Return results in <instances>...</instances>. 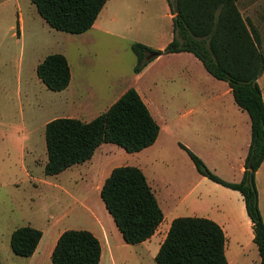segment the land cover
Here are the masks:
<instances>
[{
    "label": "rangeland",
    "instance_id": "1",
    "mask_svg": "<svg viewBox=\"0 0 264 264\" xmlns=\"http://www.w3.org/2000/svg\"><path fill=\"white\" fill-rule=\"evenodd\" d=\"M170 1L175 3V0ZM238 6L242 16L258 29L264 52V0H239ZM173 14L169 0H108L93 30L86 34H71L51 28L38 12L30 20L23 13L21 39L13 37L14 31L10 30L14 25L15 33L19 32V17L13 23L14 17L0 16L1 264H31L28 258L17 256L11 249V235L17 228L32 226L43 232L39 251L45 259L43 264H52L47 254L56 246L51 244L55 234L66 230L90 231L98 223L106 227L111 223L120 237L110 264H157L154 260L157 253L149 248L151 244L131 245L124 241L101 199L100 189L105 179L103 173L98 175L93 167L100 168L99 163L107 149L110 150L107 170L135 166L147 173L151 183L155 173L160 174L168 188L180 196L183 188L195 182L193 179L180 183L181 173L187 170L200 175L181 145L200 157L215 175L229 182L241 181L239 169L245 162L243 143L238 132L225 126L224 118L226 115L229 118L231 105L232 118L240 120L242 115L244 122L250 118L237 108L233 95L216 102L207 100L195 111L202 104L201 97L192 89L196 86L190 83L191 73L198 78L196 56L189 54L188 59L176 60L159 57L149 63L140 75L134 72L137 57L132 45L142 43L154 50L165 49L175 35ZM105 29H111L117 35H106ZM50 54L67 57L75 80L78 78L82 83L80 91L88 87L87 82L94 88V96L82 95L87 102L78 95L83 107L80 100L74 104L71 102L73 95L69 94L72 88L54 92L38 77V64ZM200 65V71L206 75V69ZM207 77L211 80V87L215 82L219 83L218 87L223 86L222 80L210 74ZM185 84L189 87V95L180 93ZM259 84L264 95V74ZM129 86L139 89L151 102V112L161 127L155 148L135 154L115 144H102L94 162L74 166L57 175H46L47 123L57 118L90 122L109 110L119 93ZM172 90L178 93L171 96L169 92ZM172 102L181 114L189 109L195 112L188 118L179 119V113L171 111ZM205 180L207 185L200 188L209 195V203L198 205L190 200L173 213L165 208L163 226L154 238V244L159 245L163 241V234L166 228L170 229L174 218L210 216L213 201L230 204L239 216L237 207L244 204L240 193L208 178ZM258 181L264 208V166L259 171ZM260 260L253 240L242 252L229 254L227 262L260 264ZM102 264L108 263L103 260Z\"/></svg>",
    "mask_w": 264,
    "mask_h": 264
},
{
    "label": "trees",
    "instance_id": "2",
    "mask_svg": "<svg viewBox=\"0 0 264 264\" xmlns=\"http://www.w3.org/2000/svg\"><path fill=\"white\" fill-rule=\"evenodd\" d=\"M40 16L58 31L83 34L97 21L108 0H31ZM239 0H175L174 38L163 50L134 43L135 74L164 54L190 52L218 80L228 83L239 108L249 114L251 143L240 182L215 175L189 148L196 170L224 187L238 191L253 224L254 242L264 264V219L259 205L256 174L264 162V98L258 82L264 74V52L258 29L247 21ZM37 75L48 89L61 92L70 84L71 68L63 54H50L37 66ZM160 126L135 88H130L109 110L90 122L57 118L45 128L48 161L45 174L53 176L92 159L102 144H115L128 153L140 152L158 139ZM101 199L127 244L151 239L165 219L144 172L135 166H119L106 178ZM155 256L157 264H228L227 238L215 221L202 217L173 220ZM43 232L32 226L17 228L11 249L29 258L37 250ZM102 246L89 230L64 231L52 252V264H100ZM1 264V260H0Z\"/></svg>",
    "mask_w": 264,
    "mask_h": 264
},
{
    "label": "crops",
    "instance_id": "3",
    "mask_svg": "<svg viewBox=\"0 0 264 264\" xmlns=\"http://www.w3.org/2000/svg\"><path fill=\"white\" fill-rule=\"evenodd\" d=\"M36 12H38L37 7L35 6V4L32 3L31 0H0V16L6 15V16L14 17L13 23L16 21V17H19V19H20L19 21H20L21 27L19 28V32L17 34L15 33L14 25L11 26V28H10L11 31H14L12 36L16 37L17 39H21L23 37V30L24 29H23L22 23L24 21L21 18L23 13H26L29 20H30V19H33V16L36 14ZM97 21H98V19H97ZM97 21L95 22L94 26L89 31H87L83 34L89 33L91 30H93L96 27ZM104 33L106 35H110V36H116L117 35L111 29H105ZM189 54H192V53H190V52L171 53V54L161 55L160 58L168 57V58H171L172 60L188 59L189 58L188 56H190ZM193 56H195V55H193ZM196 60H198L195 62H198L197 67H199L198 72H197L198 78L194 77L195 75H193L191 73L190 83L192 85L196 86L195 88H192V89L195 91V93L197 95H199V97H201L200 100L202 101L201 102L202 104L200 105V107L198 106V108H196V110H195L197 112L198 109H200L201 107H203L205 105V102L207 100L211 99L210 101H212V102L220 101L223 98H225L227 95H233V93H232V90L229 87L228 83L225 81H223L224 83H223V86H221V87H218L219 83H216V82L213 83V86L211 87L210 86L211 80L209 79V77H207L210 73L206 70L207 73H206V75H204L205 74L204 71L203 72L200 71V68H201L200 66H202L200 64H203V63L197 57H196ZM70 68H71V66H70ZM260 78H259V80H260ZM259 80H258V82H259ZM87 84H88V87L85 90L82 89L80 91L79 88L82 86V83L80 82V80L78 78L75 80V78L73 76L72 68H71V81H70L69 86L65 90H71L70 88H72L73 91L69 94V96L73 95L72 99H71V102L73 104L76 103L75 101L80 100L81 107H83L84 104L81 103V101L83 100L84 102H87L86 101L87 99L83 98L82 95L94 96L93 95V91H95L94 88H92V86L89 85L88 82H87ZM130 88H133V87L129 86V87L125 88V90L120 92L119 95L117 96L116 100L113 102V104L116 103ZM187 88H189V87L185 84V87L182 88L183 92H180V93H185L186 95H189V93L187 92L188 91ZM65 90H63V91H65ZM136 90L139 92L140 96L142 97V99L144 100V102L146 103V105L148 106V108L151 112V108H150L151 102H148L145 95H143V93L139 89H136ZM169 93L171 94V96H175V94H177L178 92H175L174 90H172ZM262 93H263V91H262ZM78 95L82 96L81 97L82 100L78 99ZM233 98H234V96H233ZM263 98H264V95H263ZM234 101H235V99H234ZM91 102L94 103V101H91ZM222 106H225V104L222 103ZM236 106H237V108H239V106L237 104H236ZM170 107H172L171 111L173 113H179V116H178L179 119H183L186 116L188 118L189 114H193L195 112L194 109H189L188 111L181 114V112L178 109L176 104L173 103V105ZM230 108L232 110H231V113H229V118H228V115H226L224 118L225 126L228 128H231L235 132H238L239 137H240L239 139H241V141L243 143V151L245 153L244 159L246 160V157H247L248 151H249V147H250V143H251V139H250L251 138V120L244 122V117H243V120H241L242 115L240 113H237V115H241L240 120L238 118L237 119L232 118L234 116V114L232 113L233 106L231 105ZM225 109H226V107H225ZM239 109H241V108H239ZM241 110H243V109H241ZM151 114L154 115L153 112H151ZM227 114H228V112H227ZM248 116H249V114H248ZM160 133H161V127H160ZM158 140H159V137H158L157 141L152 146H150V147H148V148H146L140 152H136L135 154H141L142 152H145L146 150H151L152 148H155ZM103 145H101L97 150L102 148ZM97 150L95 151V154L93 155L91 160H89L83 164H78V165H74V166H80V165L88 164V162H94V159L96 158ZM109 151L110 150H108V149L104 151L105 156L101 158V161L99 163L100 168L97 169V166L93 167V169H96V171L99 172L98 175L99 174L101 175L103 173V177L105 180L110 175L112 170L115 168V167H113V168H110L109 170H107L109 168V164H110V158H109L110 152ZM74 166H72L69 169H72ZM263 166H264V162H263L262 166L260 167V169ZM90 168H92V167H90ZM260 169L257 171V174H256V182H257V187H258V191H259V205H260L261 213H262L263 219H264V208H263V201H262L263 200V194H262V190L259 187L260 185H259V181H258V175H259ZM239 170H240L241 176L243 178V174H244V170H245V162H244L242 168ZM104 173H105V175H104ZM144 174L147 177V173L144 172ZM242 178H241V180H242ZM193 179H195V182L194 181L191 182ZM205 179H206V177L202 176L201 174L200 175H194L192 173V171L185 170L184 172H182L181 175L179 176L180 183L181 182L184 183L185 181H190L191 184L188 187L183 188L184 192L180 196V195H176L175 193H173L171 191L170 188H168V185L165 184V178H163L160 174L155 173V179H154L153 183L155 184L157 182L155 184L156 186L153 183H151L147 177V180H148L150 186L152 187V189L156 195V199L158 200L159 205L162 208L164 214H166L165 208L167 209V211H169V213H173L174 211H176L179 208V206L181 204H183L184 202L190 201V200H193L194 203L198 204V205L210 201L209 195L205 194L204 190L202 188H200V186L207 185V183L205 182L206 181ZM100 191H101V189H100ZM241 197H242V195H241ZM242 199H243V197H242ZM237 211L239 213V216H238V214L236 215V210L232 209V206L230 204H227V203L220 204V203L213 201V205L211 206L210 211H209L210 216H205L206 218L217 222L223 228V230L226 234V238H227V243H226L227 258L229 256V254L234 255V254H238V253L242 252L244 250L245 246H247L248 244H250V242H252L254 240L253 224L247 215L245 203L242 205L239 204L237 207ZM174 219H176V218H174ZM98 224L99 225H97L96 227L91 228L90 231L101 242L102 257H101L100 264H102L103 260H105V262L107 261V263L110 264L113 262L120 237H119L114 225H112L111 223H109L108 227H106L102 223H98ZM162 226H163V224H161L159 226V229L157 230L156 234L151 239H149L143 243H140V244H151L149 248L154 249L155 253H158V251H159L158 249H160L161 244L164 242L166 235H167V231H168L167 230L168 228H166V230H165L166 233L163 234V238H162L163 241L159 245L154 244L153 243L154 238L158 235ZM61 234L62 233H57L54 235V238H53L54 241L51 243L52 246L56 245ZM43 237H44V234H43ZM41 242H42V240H41ZM41 242H40L37 250L33 254V256L28 258L29 261H31V264H43V261H45L43 254L40 253V251H39ZM53 250H54V248H52L51 252L48 253L47 256L52 257Z\"/></svg>",
    "mask_w": 264,
    "mask_h": 264
}]
</instances>
